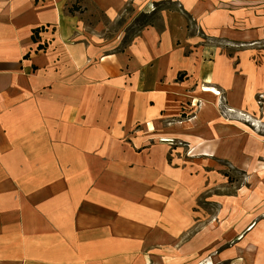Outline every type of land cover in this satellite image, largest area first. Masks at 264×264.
<instances>
[{
  "label": "crops",
  "instance_id": "crops-1",
  "mask_svg": "<svg viewBox=\"0 0 264 264\" xmlns=\"http://www.w3.org/2000/svg\"><path fill=\"white\" fill-rule=\"evenodd\" d=\"M90 1L160 22L112 50L71 0H0V264H264L246 206L193 228L199 187L167 161L189 85L218 72L184 55L183 12L214 35L215 1Z\"/></svg>",
  "mask_w": 264,
  "mask_h": 264
},
{
  "label": "rangeland",
  "instance_id": "rangeland-1",
  "mask_svg": "<svg viewBox=\"0 0 264 264\" xmlns=\"http://www.w3.org/2000/svg\"><path fill=\"white\" fill-rule=\"evenodd\" d=\"M214 1L219 21L224 19L214 35H206L183 12L190 37L184 55L214 63L218 72L213 80L196 79L189 85L192 98L182 104L176 121L170 120L184 122V135L165 139L167 161L191 176L189 186L199 187L192 194L194 229L207 221L215 227L237 222L246 207L253 215L249 229L256 221L264 225V0ZM70 3L87 29L109 41L112 50L122 48L143 24L137 19L141 12L129 5L110 20L90 0ZM156 8L150 7L152 12ZM159 22L155 17L154 23Z\"/></svg>",
  "mask_w": 264,
  "mask_h": 264
},
{
  "label": "trees",
  "instance_id": "trees-1",
  "mask_svg": "<svg viewBox=\"0 0 264 264\" xmlns=\"http://www.w3.org/2000/svg\"><path fill=\"white\" fill-rule=\"evenodd\" d=\"M154 16L153 15H145V14H140V19L142 20L141 22L143 24L146 23H153L154 22Z\"/></svg>",
  "mask_w": 264,
  "mask_h": 264
},
{
  "label": "bare ground",
  "instance_id": "bare-ground-1",
  "mask_svg": "<svg viewBox=\"0 0 264 264\" xmlns=\"http://www.w3.org/2000/svg\"><path fill=\"white\" fill-rule=\"evenodd\" d=\"M247 252V251H246Z\"/></svg>",
  "mask_w": 264,
  "mask_h": 264
}]
</instances>
